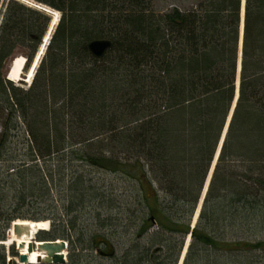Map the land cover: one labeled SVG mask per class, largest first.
Returning a JSON list of instances; mask_svg holds the SVG:
<instances>
[{
	"label": "trees",
	"instance_id": "trees-1",
	"mask_svg": "<svg viewBox=\"0 0 264 264\" xmlns=\"http://www.w3.org/2000/svg\"><path fill=\"white\" fill-rule=\"evenodd\" d=\"M35 1L60 19L28 89L4 70L21 47L29 65L52 17L10 0L0 23V158L20 119L32 164L13 171L19 176L37 167L36 158L51 164L63 155L62 180L81 163L127 175L137 187L131 241L119 243L113 219L99 212L103 232L80 233L86 254H70L66 264H179L189 236L183 264H264V0ZM101 39L111 48L96 57L88 46ZM116 147L130 162L105 154ZM37 179L0 198V242L13 221L26 219L12 210L42 199L39 184L49 198L46 180ZM56 220L37 238L68 240L66 224L56 231ZM243 233L254 239L239 238ZM8 254L18 256L13 245L0 244V264H18Z\"/></svg>",
	"mask_w": 264,
	"mask_h": 264
},
{
	"label": "rangeland",
	"instance_id": "rangeland-1",
	"mask_svg": "<svg viewBox=\"0 0 264 264\" xmlns=\"http://www.w3.org/2000/svg\"><path fill=\"white\" fill-rule=\"evenodd\" d=\"M10 0H0V23L5 11V8ZM23 4H25L28 7H32L34 9H37L38 2L35 0H17ZM181 3V1H179ZM182 4V3H181ZM172 5H168L164 8H170ZM58 12V11H56ZM60 15V12H59ZM53 17V16H52ZM59 17V16H58ZM54 18V17H53ZM49 29V28H48ZM48 31V30H47ZM47 33V32H46ZM53 34V33H52ZM43 42V40H42ZM50 39L47 42V46L45 47V52L42 55V58L40 60V63L42 59L44 58L47 47L49 45ZM42 50V43L37 51V53L34 55L32 61L28 64H25V68L23 70V75L21 76L20 80L14 81V85L17 87H20L22 89H28L36 75V72L40 66L36 68V71L34 73V77L32 78L31 82H28L27 76L30 69L33 67V63L36 59V56L38 52ZM29 55V51L24 48H17L15 54L13 57H11L6 65V68L4 70V75L7 78L8 74L10 73V67L12 66V63H14L15 59L17 57L24 58L27 60V56ZM31 64V65H30ZM24 65V64H23ZM8 79V78H7ZM238 82V81H237ZM236 90H239V85L237 84ZM236 91V92H237ZM236 94V93H235ZM0 114V133L2 131V121L4 120V116ZM6 115V113H5ZM19 124L21 125L20 131L13 137H11V144L9 148L8 154L6 153L5 156L0 158V198L3 197H12V195L15 194L14 189L18 187L20 182L22 183L25 181L28 184H31V182L35 183L38 182V177H44V179L47 182V185L49 189L51 190L50 196L48 198V195H44V191L42 189L44 188L42 184H39L37 186L38 192H41L43 197L42 199L39 198L36 202L35 197L33 198H27V205L30 207H20V209H15V211L12 210V212L15 215H22L25 216L27 220L29 221H48L49 223V229L52 228V221L54 218H57L56 220V227L58 230L56 231H63L62 227L59 226V223L61 220L64 224H66V234L68 235V249L66 250L67 254V262L69 255L73 253L78 254L83 253L81 249L83 248V243L79 240V234H90L93 232H97L101 230V219H99L98 215L99 212L102 214L100 215L101 218L106 221L109 217L113 219L111 224L113 226H116L120 231V236L118 242H130L129 239V233L132 232L133 229H135L136 224H138V221L136 220L134 209H136V192L137 187L134 183V180H131L127 175L118 173L113 174L110 171L101 170L99 168H91L86 165H81V163H77V166L74 165V168L69 167V169L66 172L64 180L61 178L62 169L64 168L63 162L61 161L62 158H64L63 155L55 156L52 159V163L50 164L48 161L45 162L39 158H36V160L33 162V164H37V167L34 169H28V170H22L21 176H19V172H13L17 168H21L24 166L31 165L30 162V156H29V147L25 143V128L24 124L20 121V119H17ZM230 122V121H229ZM229 122L226 123L224 128H228ZM98 139H102L98 138ZM101 144L102 142H98ZM115 152L111 153V151H106L105 154L107 155H114L115 158L118 156L123 158L124 160L120 161L122 162H130L131 157L128 158L129 154L123 152V149H120L119 147L115 148ZM93 154H95V150H90ZM128 159V161H127ZM61 163V166L60 164ZM53 165V166H52ZM233 165V163H231ZM52 166V167H50ZM52 169V175L53 178H47L46 175L49 172V169ZM13 172L15 175L12 177H8L7 175ZM82 174L83 175V181H76V174ZM16 179V180H15ZM8 180V182H6ZM80 185L81 191L78 192L75 188V184ZM41 187V190H40ZM36 192V190H35ZM36 192L35 194L38 195L39 193ZM14 193V194H13ZM79 193H82V195L79 197ZM101 197L104 198V201L100 200ZM97 198V200L95 199ZM2 199V198H1ZM100 202V203H99ZM2 201H0V215L3 213L2 210ZM68 207V215L66 214V209ZM134 212V213H133ZM196 215L194 216L193 222L195 220ZM24 219V220H26ZM39 219V220H37ZM21 220V219H20ZM23 220V219H22ZM0 221H2L0 219ZM71 221L75 223V227H71ZM70 223V225H69ZM106 224V222H105ZM109 224V222H107ZM106 229V228H105ZM11 232V226L9 229L5 231L6 234V240L8 241L10 237ZM241 239H254V237L250 236L248 233L239 234L238 236ZM261 238V237H260ZM259 238V239H260ZM189 240L188 245L191 242L190 237L186 239ZM70 242H72V250L70 251ZM15 247V251L19 253L17 244H9L6 245V247ZM186 248V247H185ZM188 246L186 250L181 255L182 261H180L181 264L184 263L185 255L188 250ZM13 259L16 263L18 262V257L12 256L11 254H8V259ZM93 262V261H92ZM87 263V261H86ZM179 263V264H180ZM88 264V263H87ZM92 264H96V262H93Z\"/></svg>",
	"mask_w": 264,
	"mask_h": 264
},
{
	"label": "water",
	"instance_id": "water-1",
	"mask_svg": "<svg viewBox=\"0 0 264 264\" xmlns=\"http://www.w3.org/2000/svg\"><path fill=\"white\" fill-rule=\"evenodd\" d=\"M88 48H90V50L96 57H102V55L111 48V42L105 39L92 41L90 42ZM227 129H225V133ZM206 190H207V185L204 192L205 194H206ZM43 230L44 229H37L33 237H31L30 243L27 245L28 253L32 254L34 251H39V253L45 254L44 258L37 257L36 262L38 264H66L67 256L65 255V252L68 248V243L63 239L38 240L36 234L38 231H43ZM12 232H14V234L17 236H21L23 232H26L27 234L31 235L30 229L28 227H22L20 225H17L16 223L12 225ZM25 247H26L25 243H22L21 245H17L19 251V256H18L19 264H30L29 255L25 253H21V249ZM12 261L13 259H9L10 263H12Z\"/></svg>",
	"mask_w": 264,
	"mask_h": 264
},
{
	"label": "bare ground",
	"instance_id": "bare-ground-1",
	"mask_svg": "<svg viewBox=\"0 0 264 264\" xmlns=\"http://www.w3.org/2000/svg\"><path fill=\"white\" fill-rule=\"evenodd\" d=\"M46 12H48L49 15L52 14V16L53 17L55 16V17L53 18L52 22L49 25V30H50L49 33L50 34L48 33V35H49L48 38L45 35V39H44L45 42H46L47 39L48 40L50 39V36L52 35L53 31L55 30V26L57 25V22H58V19H59L58 16L56 17V15L58 14L56 11L51 10V9H47ZM42 46H43V43H42ZM44 52H45V48L43 49V51L40 49V51L38 52V54L36 56V59H35V61L33 63V67L28 72V75H29V76H27V78H29V79H27L28 82L32 81V78L34 77V73L36 71V68L39 66L38 64L40 63V60H41L42 55L44 54ZM24 58L23 57L22 58L17 57L15 59L14 63H12V66L10 67V73L8 74V77H9L10 80H12V81H16L17 80L18 81V80L21 79V76L23 75V70H24L23 66H25V61H26ZM236 84H238V82ZM236 95L237 96H236L235 102H236V100H237V98L239 96L238 95V91L236 92ZM231 114H233V111L231 112ZM212 172L213 171L210 172V175H209L208 178H211V173ZM196 219H198V215L197 214H196L194 223H195ZM15 223L17 225L22 226V227H28L30 229L31 235L27 234L26 232H23V234L21 236H17V235L14 234V232H12V229H11V232H9L10 233V237H9L8 241H5L4 243L6 245L15 244V243L17 245H21L22 243H25L26 247L21 249V253H25V254L29 255L30 264H35L37 257H43L44 258L45 254L39 253V251H34L32 254H29L28 251H27V245L30 243V239H31V237H33V235L37 231V229H45V230H47L49 228V226H48L49 223H48V221H29L27 219L26 220H18ZM190 239H191V237H190ZM188 243H189V240L187 241V245L185 246L186 248L188 246Z\"/></svg>",
	"mask_w": 264,
	"mask_h": 264
},
{
	"label": "crops",
	"instance_id": "crops-1",
	"mask_svg": "<svg viewBox=\"0 0 264 264\" xmlns=\"http://www.w3.org/2000/svg\"><path fill=\"white\" fill-rule=\"evenodd\" d=\"M229 117H231V119H232V114H230V116Z\"/></svg>",
	"mask_w": 264,
	"mask_h": 264
}]
</instances>
